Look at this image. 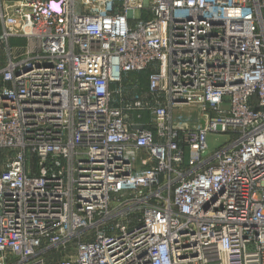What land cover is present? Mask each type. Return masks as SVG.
<instances>
[{
  "label": "built area",
  "instance_id": "2783aa9c",
  "mask_svg": "<svg viewBox=\"0 0 264 264\" xmlns=\"http://www.w3.org/2000/svg\"><path fill=\"white\" fill-rule=\"evenodd\" d=\"M0 264H264V0H0Z\"/></svg>",
  "mask_w": 264,
  "mask_h": 264
},
{
  "label": "rangeland",
  "instance_id": "374dc122",
  "mask_svg": "<svg viewBox=\"0 0 264 264\" xmlns=\"http://www.w3.org/2000/svg\"><path fill=\"white\" fill-rule=\"evenodd\" d=\"M146 16L143 15V11L136 10L134 14L135 20H140ZM146 87V84H143ZM143 86V88H144ZM198 114V110L196 108L185 106L182 108H179L174 113V116L177 117L178 115H182L184 118H192L195 119ZM231 140V136L226 133H219V132H210L207 135V143H208V152L206 155L210 152H214L218 149H220L223 145L227 144ZM188 148L186 149V158H188Z\"/></svg>",
  "mask_w": 264,
  "mask_h": 264
},
{
  "label": "trees",
  "instance_id": "16d2710c",
  "mask_svg": "<svg viewBox=\"0 0 264 264\" xmlns=\"http://www.w3.org/2000/svg\"><path fill=\"white\" fill-rule=\"evenodd\" d=\"M144 83L146 84V81H144Z\"/></svg>",
  "mask_w": 264,
  "mask_h": 264
},
{
  "label": "water",
  "instance_id": "95a60500",
  "mask_svg": "<svg viewBox=\"0 0 264 264\" xmlns=\"http://www.w3.org/2000/svg\"><path fill=\"white\" fill-rule=\"evenodd\" d=\"M202 123H204V121H202Z\"/></svg>",
  "mask_w": 264,
  "mask_h": 264
}]
</instances>
